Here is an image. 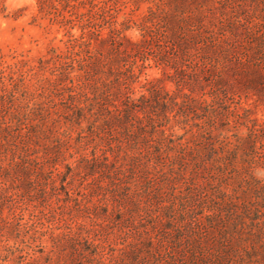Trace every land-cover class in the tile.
<instances>
[{"label": "trees", "instance_id": "1", "mask_svg": "<svg viewBox=\"0 0 264 264\" xmlns=\"http://www.w3.org/2000/svg\"><path fill=\"white\" fill-rule=\"evenodd\" d=\"M129 1L139 8L149 5L139 20L129 19L140 38L120 47L116 43L123 56L108 57L91 52L96 33L80 10L89 5L90 18L100 26L99 0H38L40 16L48 15L64 30L62 46H52L41 67L51 58L62 63L76 56L84 74L71 86L64 75L50 82L55 94L63 84V103L52 101L47 114L40 108L32 115L41 123L18 114L19 121H30L27 140L50 136L42 130L48 120L52 134L61 123L88 130L95 148L116 133L110 149H139L144 156L143 161L129 152V173L145 180L147 198L141 197L142 187L135 189L146 200L144 211L157 206L161 219L178 213L185 231L179 229L170 240L172 256L183 264H264V0ZM70 8L74 15L66 13ZM77 21L79 34L73 33ZM150 56L160 77L147 72L153 68ZM127 59L129 74L113 69V63ZM122 82L129 85L123 93ZM167 82H174L176 90L166 89ZM161 149H176L179 156L169 162L158 154ZM86 162L93 171L111 167L98 159ZM168 162L166 172L162 165ZM120 171L119 180L125 175ZM154 175L157 183H151ZM179 183L188 192L161 207L165 185ZM152 184L157 185L154 191ZM156 259L164 264L160 252Z\"/></svg>", "mask_w": 264, "mask_h": 264}, {"label": "rangeland", "instance_id": "2", "mask_svg": "<svg viewBox=\"0 0 264 264\" xmlns=\"http://www.w3.org/2000/svg\"><path fill=\"white\" fill-rule=\"evenodd\" d=\"M56 6L64 12L60 3ZM148 6L135 7L129 0H99L100 26L90 18V6H81L96 33L91 52L122 57L124 52L116 45L137 40L141 34L136 25L129 26V19L139 20ZM73 10L66 13L74 15ZM80 25L75 22L73 33H80ZM62 38L64 30L48 15L40 16L38 0H0V264H157L159 252L164 264H183L169 250L172 237L179 229L185 231L182 223L179 226L178 213L161 219L157 206L144 211L146 200L135 189L142 187L141 197L147 198L145 180L129 173V149H110L116 133L107 134L109 143L95 148L88 130L68 129L61 123L52 134L48 120L42 130L50 136L27 140L30 121H19L18 114L41 123L32 115L40 108L47 114L52 101L63 103V84L55 94L50 82L64 75L66 85L71 86L84 74L76 56L62 59V63L51 58L41 67L40 60L49 59L51 47L62 46ZM103 39L106 43H99ZM150 59L153 68L148 74L160 77L153 56ZM130 65L127 59L112 67L129 74ZM163 85L171 91L177 88L174 82ZM128 90L129 85L122 82V93ZM59 141L67 145L60 147ZM130 153L144 161L139 149ZM158 154L168 161L179 156L176 149H161ZM95 159L111 167L93 171L86 160ZM169 162L162 165L166 172ZM154 165L149 162V167ZM119 169L125 173L120 180L116 178ZM150 179L157 183L155 175ZM155 186L152 184V190ZM179 192H188L185 185H165L161 207L171 205ZM138 204L140 208L135 209ZM167 223L170 225L164 226ZM141 246L144 249L133 260Z\"/></svg>", "mask_w": 264, "mask_h": 264}]
</instances>
